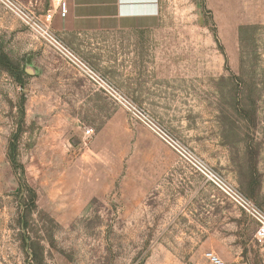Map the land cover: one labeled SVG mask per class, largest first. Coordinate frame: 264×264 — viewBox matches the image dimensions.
<instances>
[{"label":"rangeland","instance_id":"obj_1","mask_svg":"<svg viewBox=\"0 0 264 264\" xmlns=\"http://www.w3.org/2000/svg\"><path fill=\"white\" fill-rule=\"evenodd\" d=\"M16 1L137 110L0 4L25 75L0 66V264H264L258 221L188 162L264 214V0H159L156 26L82 30L69 0Z\"/></svg>","mask_w":264,"mask_h":264},{"label":"built area","instance_id":"obj_2","mask_svg":"<svg viewBox=\"0 0 264 264\" xmlns=\"http://www.w3.org/2000/svg\"><path fill=\"white\" fill-rule=\"evenodd\" d=\"M60 6V14L64 17L66 15V5L62 3L63 0H55ZM0 4L10 13L31 25L32 28L39 34V36L48 44V46L59 55L66 63L71 65L84 79H86L94 88L104 93L113 101L117 102L125 109L129 111H136L137 108L134 104L122 95L104 76L94 71L89 65L81 60L73 51L66 47L49 29L48 23L53 19V14L48 13L45 19V25H35L30 19V16L21 7L16 0H0ZM87 135L91 134V131L87 129ZM178 152H182L181 149H177ZM188 162L201 174H203L207 181L218 188L222 189L229 197H231L237 204L243 207L254 219L259 223L257 231V238L264 240V214L257 209L251 202H248L244 198L240 197L233 191L227 189L217 179V177L208 169L203 167L199 162L188 159ZM207 259L212 264H224L223 261L213 253H206Z\"/></svg>","mask_w":264,"mask_h":264},{"label":"crops","instance_id":"obj_3","mask_svg":"<svg viewBox=\"0 0 264 264\" xmlns=\"http://www.w3.org/2000/svg\"><path fill=\"white\" fill-rule=\"evenodd\" d=\"M68 3V19L73 20L75 30L84 29L85 23L95 29H141L156 26L159 20V0H69ZM57 22L61 30V17Z\"/></svg>","mask_w":264,"mask_h":264},{"label":"trees","instance_id":"obj_4","mask_svg":"<svg viewBox=\"0 0 264 264\" xmlns=\"http://www.w3.org/2000/svg\"><path fill=\"white\" fill-rule=\"evenodd\" d=\"M0 66L5 68L6 71L17 80V82L24 87L25 85V75L24 71L18 70L10 61L9 56L4 51L2 45H0Z\"/></svg>","mask_w":264,"mask_h":264}]
</instances>
